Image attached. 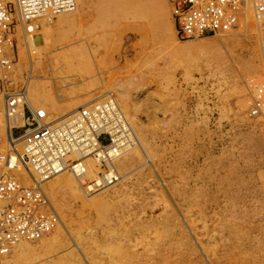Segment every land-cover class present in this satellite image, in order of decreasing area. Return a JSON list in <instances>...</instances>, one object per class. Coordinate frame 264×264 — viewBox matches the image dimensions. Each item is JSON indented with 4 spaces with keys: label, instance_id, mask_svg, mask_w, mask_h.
<instances>
[{
    "label": "rangeland",
    "instance_id": "rangeland-1",
    "mask_svg": "<svg viewBox=\"0 0 264 264\" xmlns=\"http://www.w3.org/2000/svg\"><path fill=\"white\" fill-rule=\"evenodd\" d=\"M247 3L220 36L179 40L168 0H78L32 35L17 28L14 67L31 104L59 117L113 95L137 144L115 185L45 181L63 223L0 264H264V135L248 115L264 57ZM9 140L0 96V148Z\"/></svg>",
    "mask_w": 264,
    "mask_h": 264
},
{
    "label": "built area",
    "instance_id": "built-area-1",
    "mask_svg": "<svg viewBox=\"0 0 264 264\" xmlns=\"http://www.w3.org/2000/svg\"><path fill=\"white\" fill-rule=\"evenodd\" d=\"M247 1L169 0L177 37L232 32L241 25ZM251 1L264 57V0ZM77 7V0H0V96L10 137L19 140L0 148V257L20 242L42 240L58 227L61 217L44 191V181L71 173L89 191L115 185L121 179L116 159L136 140L134 127L113 95L88 100L73 113L57 117L31 104L27 86L17 82V28L23 25L32 35L38 19ZM249 81L248 115L259 122L264 135V72ZM21 168L30 173L29 184L18 175Z\"/></svg>",
    "mask_w": 264,
    "mask_h": 264
},
{
    "label": "bare ground",
    "instance_id": "bare-ground-1",
    "mask_svg": "<svg viewBox=\"0 0 264 264\" xmlns=\"http://www.w3.org/2000/svg\"><path fill=\"white\" fill-rule=\"evenodd\" d=\"M78 1V0H77ZM169 1V0H168ZM170 5V4H169ZM78 8V7H77ZM75 11V10H74ZM67 12H71V11H67ZM64 13V12H63ZM62 14V13H61ZM51 18V17H50ZM66 19V18H65ZM51 20H52V18H51ZM174 22V21H173ZM176 31V30H175ZM24 34H26V33H24ZM177 34V33H176ZM179 39V38H178ZM180 40V39H179ZM29 49V48H28ZM27 92H28V87H27ZM28 94H29V92H28ZM43 96V95H42ZM58 97L59 98H61L62 97V95L60 94V95H58ZM96 98V97H95ZM98 98V97H97ZM119 102V101H118ZM121 105V104H120ZM80 106V105H79ZM79 106H75V109L73 108V109H70L69 110V112L68 113H66V114H63V115H61V116H65V115H68V114H71V113H73L74 111H76L77 110V108L79 107ZM122 107V106H121ZM123 109V108H122ZM125 112V111H124ZM125 114H126V116H127V118L129 119V121H130V123H131V120H130V118H129V116L127 115V113L125 112ZM61 116H59V117H61ZM132 124V123H131ZM132 126H133V124H132ZM134 127V126H133ZM135 129V128H134ZM135 134H136V140H135V143H134V145L124 154V155H122L121 157H118L116 160V163L118 162V160H120L123 156H125L126 154H128L130 151H132L133 149H134V146L137 144V133H136V130H135ZM14 141H16V140H14ZM14 141H12V142H10V140H9V144L11 143V144H13V142ZM15 147H17V145H15ZM116 165V164H115ZM116 168H117V165H116ZM117 170H118V168H117ZM118 172H119V170H118ZM18 175L20 176V178H21V180L24 182V183H26V184H29L30 183V173L27 171V170H25V169H23V168H21L18 172ZM63 174H66V173H62V174H59V175H57V176H60V175H63ZM91 174H92V172H91ZM119 174H120V172H119ZM67 175H69V178H65L66 180H67V182L69 181V182H72V179L73 180H75L76 182H78V184H80L81 186H83V184H82V182L75 176V175H73V174H67ZM56 176V177H57ZM120 176H121V174H120ZM63 177V176H62ZM71 177V178H70ZM61 178V177H60ZM120 178H122V176L120 177ZM23 179H25L27 182H25ZM121 180V179H120ZM47 181V180H46ZM45 182V181H44ZM43 182V183H44ZM62 182H63V180H62ZM66 182V181H65ZM84 187V186H83ZM45 191V190H44ZM46 193V192H45ZM83 194H84V192H83ZM46 195L48 196V194L46 193ZM48 198H49V196H48ZM50 199V198H49ZM51 201V200H50ZM52 202V201H51ZM53 204V203H52ZM54 206V205H53ZM56 209V208H55ZM61 223H63V222H61V219H60V223H59V225L61 224ZM58 225V226H59ZM63 225V224H62ZM65 225V224H64ZM63 225V226H64ZM63 228V227H62ZM57 230V229H56ZM67 230V229H66ZM55 232V231H54ZM20 243H22V242H20ZM19 243V244H20Z\"/></svg>",
    "mask_w": 264,
    "mask_h": 264
},
{
    "label": "crops",
    "instance_id": "crops-1",
    "mask_svg": "<svg viewBox=\"0 0 264 264\" xmlns=\"http://www.w3.org/2000/svg\"><path fill=\"white\" fill-rule=\"evenodd\" d=\"M9 52H10V50H9Z\"/></svg>",
    "mask_w": 264,
    "mask_h": 264
}]
</instances>
